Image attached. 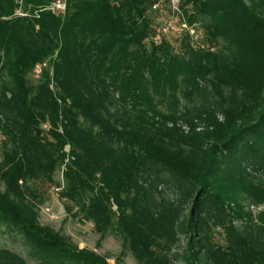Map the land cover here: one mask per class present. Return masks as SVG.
Returning a JSON list of instances; mask_svg holds the SVG:
<instances>
[{"label": "trees", "instance_id": "16d2710c", "mask_svg": "<svg viewBox=\"0 0 264 264\" xmlns=\"http://www.w3.org/2000/svg\"><path fill=\"white\" fill-rule=\"evenodd\" d=\"M54 1L25 0L19 15L16 0H0V223L48 264H108L39 222L32 182H54L63 168L68 211L103 236L118 231L138 258L153 259L180 231L200 264H264V211L257 221L245 212L264 204V0H181V22L203 23L202 43L188 32L156 43L158 0H66L64 11ZM206 94L195 117L181 110V96ZM151 173L172 183L178 203L152 197ZM184 201L192 206L179 222ZM230 211L262 234L225 226ZM212 218L225 245L210 241ZM3 253L0 264H26Z\"/></svg>", "mask_w": 264, "mask_h": 264}, {"label": "rangeland", "instance_id": "374dc122", "mask_svg": "<svg viewBox=\"0 0 264 264\" xmlns=\"http://www.w3.org/2000/svg\"><path fill=\"white\" fill-rule=\"evenodd\" d=\"M19 6L17 12L21 15H25L23 6L25 0H16ZM62 6H66V0H59ZM58 2L55 0L50 4V8L54 7V4ZM165 6V13H160L155 22L157 27H163L165 21L172 20L176 24L181 22L179 16L181 0H164L160 4V9ZM65 7L59 9L64 11ZM17 13V14H18ZM185 24L189 28H193L195 34L198 36V41L202 43L205 36L204 30L201 27L202 21L197 22L194 25H190L187 20H184ZM187 33V32H185ZM191 36V35H190ZM192 37V36H191ZM193 38V37H192ZM176 39V38H174ZM173 43L178 44L173 40ZM181 45V44H180ZM221 47V44L219 45ZM178 51L183 52V48H179ZM34 78V79H32ZM35 76L29 77L31 81H39ZM206 95H197L193 99H185L181 96L180 108H189L191 114L195 117L198 111L206 106ZM221 117V116H219ZM195 130L200 132L204 129V123L200 119H195ZM179 126L185 131H188L184 123H179ZM49 126L45 130H48ZM5 133L0 128V160H2V152L5 139ZM161 175L168 176L166 172H162ZM33 187L39 194V222L41 225L52 228L54 231L59 232L68 241L75 245L79 250H90L96 254L105 258L108 264H200L193 261L190 258L192 249L196 250L198 247L189 248V235H183L178 231L173 239L169 242L161 240L164 248L153 247L155 251L154 258L143 256L138 258L135 252L131 249L129 242L116 230L110 229L104 236L97 233L94 229V223L91 220L83 217L78 213L76 208H72L71 211L67 209V201L61 199L59 196L60 189L64 185L63 168H59L54 175V182L37 181L32 182ZM1 188L3 185L0 183ZM145 186L150 189L152 197L157 201H174L177 200V191H175L172 183H164L156 177L154 173L147 176L145 180ZM192 203L187 204L185 201L181 204V212L179 222L185 221V216L189 212ZM264 211V204L251 205L248 202L245 203V212L251 214L252 218L257 221L258 215ZM232 218L229 221V217L225 220V226H229L232 223L237 228H246L247 232L252 236H260L262 233L259 228L252 224L249 220V216L245 214L242 218H237L234 212L230 211ZM252 224V225H251ZM186 228H188L186 223ZM210 236V241L213 244L225 245L228 238V232L221 224L214 223V218L208 220L205 228ZM260 233V235H259ZM3 252H10L19 256L25 261L26 264H48L36 249L31 246L25 239V236L18 229L8 226L5 223H0V261L2 259ZM189 258V259H187Z\"/></svg>", "mask_w": 264, "mask_h": 264}, {"label": "built area", "instance_id": "2783aa9c", "mask_svg": "<svg viewBox=\"0 0 264 264\" xmlns=\"http://www.w3.org/2000/svg\"><path fill=\"white\" fill-rule=\"evenodd\" d=\"M163 1L164 0H158L157 3H155V5L153 6V9L154 10L160 9V4ZM63 7H65V6H62V4L60 3V1L58 0V2H56L54 4V7H52V9L59 10V9H61ZM19 15H21V14H19ZM185 32H188L195 40L198 41V36L197 35H192V34H195L194 29L193 28H189L187 26V24H185L184 21L180 22L179 24H176L172 20H167V21H165V25L163 27H160V26L157 27L156 34H155L153 40L156 43H159V42H161L162 38L166 34L175 33V34H179L180 35V34L185 33ZM46 67H47V63L46 62L45 63H42V64H38V65L35 66L33 73H34V76L36 77V79H39L42 76L43 69L46 68Z\"/></svg>", "mask_w": 264, "mask_h": 264}]
</instances>
